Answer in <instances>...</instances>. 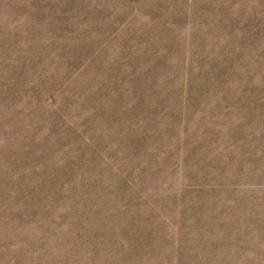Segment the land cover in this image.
<instances>
[{
  "label": "rangeland",
  "instance_id": "rangeland-1",
  "mask_svg": "<svg viewBox=\"0 0 264 264\" xmlns=\"http://www.w3.org/2000/svg\"><path fill=\"white\" fill-rule=\"evenodd\" d=\"M0 264H264V0H0Z\"/></svg>",
  "mask_w": 264,
  "mask_h": 264
}]
</instances>
